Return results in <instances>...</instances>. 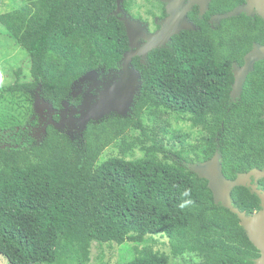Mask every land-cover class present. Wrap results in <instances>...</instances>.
<instances>
[{
	"label": "trees",
	"instance_id": "obj_1",
	"mask_svg": "<svg viewBox=\"0 0 264 264\" xmlns=\"http://www.w3.org/2000/svg\"><path fill=\"white\" fill-rule=\"evenodd\" d=\"M242 1L211 0L202 16L188 12L195 29L172 35L144 62L132 57L141 87L126 115L89 120L78 134L48 124L39 138L36 95L56 111L64 102L77 105L72 87L85 72L120 68L126 31L115 0H28L0 13L29 61L26 79L18 68L13 81L0 84V254L9 264H65L71 251L87 259L92 242L138 243L157 233L173 241L175 253L196 255L195 264H256L260 252L237 215L216 203L207 180L187 166L216 150L227 179L264 166V59L254 63L240 96H230L231 66L243 64L254 42L264 45V20L240 13L210 21ZM8 96L23 102L20 118L6 117ZM161 107L187 113L201 131L194 157L166 150L161 139L146 143L142 115L160 117ZM130 128L145 139H129ZM109 145L119 155L98 162ZM137 145L144 156L126 159ZM256 184L264 191V177ZM185 201L191 203L181 208ZM231 203L246 214L260 209L246 186L232 189ZM127 264H169V257L143 246Z\"/></svg>",
	"mask_w": 264,
	"mask_h": 264
},
{
	"label": "water",
	"instance_id": "obj_2",
	"mask_svg": "<svg viewBox=\"0 0 264 264\" xmlns=\"http://www.w3.org/2000/svg\"><path fill=\"white\" fill-rule=\"evenodd\" d=\"M115 1L114 15L123 23L128 38V50L123 53L120 68L116 71H108L101 78H98L100 72L95 69L85 72L72 87L74 95L76 86L89 82L80 103L77 107L69 105L68 102L62 103V108L58 111L60 116L58 121L52 117L56 112L52 105L36 95L34 100L36 114L39 119L48 118L46 124L41 128L43 132L48 124H52L58 129L72 127L80 132L89 120H97L110 112L126 115L133 105L135 94L141 87V75L132 66V57L140 56L141 62H144L150 50L166 46L172 35L183 29H195L194 24L187 19L186 11L191 8L192 4H197L200 13H203L208 9L210 0H169L168 15L160 21V27L154 32H148L145 24L127 15L123 11L122 0ZM240 13L249 16L258 15L264 20V0H245L244 3L230 11L212 15L210 21L218 22L223 18ZM261 59H264V45L254 42L251 50L244 56L243 64H232L231 71L234 79L230 96L233 99L240 96L248 73L253 70L254 63ZM94 88L96 92L93 94L91 91ZM66 112H68V117L65 119L64 113ZM187 166L198 177L207 180V185L216 203H221L237 215L239 224L245 229L249 239L260 252L255 263L264 264V191L256 184L258 178L264 177V166L239 173L234 179H227L222 172L219 150H216L211 158L201 162L188 163ZM235 186H246L250 188L251 192L256 193L260 199V209L246 214L234 207L231 203V191Z\"/></svg>",
	"mask_w": 264,
	"mask_h": 264
},
{
	"label": "rangeland",
	"instance_id": "obj_3",
	"mask_svg": "<svg viewBox=\"0 0 264 264\" xmlns=\"http://www.w3.org/2000/svg\"><path fill=\"white\" fill-rule=\"evenodd\" d=\"M28 0H0V13L7 11H17ZM123 7L132 17L139 18L147 22L150 29H154L156 23L155 17H161L162 5L160 0H124ZM149 32V31H148ZM28 55L24 48L14 43L6 34L5 28L0 24V84H6L14 79V70L20 68L22 80L29 75ZM23 102L17 96H8L2 103L3 111L6 117H21V108ZM160 117L144 113L142 123L146 128L147 144H151V138L161 139L166 150L180 151L188 156L194 157L192 150L195 149L198 138L202 134L197 128L190 125L187 119L188 114L175 112L161 107ZM165 130V131H164ZM180 138H179V137ZM129 139L138 137L145 139L140 129L130 128L127 130ZM135 147L126 155V159H138L144 156V151ZM119 155L118 148L115 145H109L101 153L98 162L109 157ZM161 156V154L159 153ZM143 246H149L154 251L167 254L169 264H195L196 255L189 252L175 253L173 241L163 233L145 235L143 241L123 243L116 242H92L89 247L88 257L84 259L81 254L71 251L65 264H127V261L133 256L136 249ZM0 264H9L7 259L0 254ZM44 264V263H43ZM55 264V263H54Z\"/></svg>",
	"mask_w": 264,
	"mask_h": 264
},
{
	"label": "flooded vegetation",
	"instance_id": "obj_4",
	"mask_svg": "<svg viewBox=\"0 0 264 264\" xmlns=\"http://www.w3.org/2000/svg\"><path fill=\"white\" fill-rule=\"evenodd\" d=\"M211 1V0H210ZM210 1H209V3H210ZM123 2H124V0H122V8H123V11L127 14V15H129V16H131L130 14H128L126 11H125V9H124V7H123ZM160 2H161V5H162V15H161V17H155L154 18V20H153V22L154 23H156V25H155V28L154 29H150L149 28V25H148V23L147 22H144L143 20H141V19H139V18H135V17H132V18H134V19H138V20H140L141 22H142V24H145L147 27V30L149 31V32H154V31H156L159 27H160V21L162 20V19H164L167 15H168V11H167V8H168V6L170 5V2H169V0H160ZM245 2V0H243L242 2H240V4L241 3H244ZM209 3H208V6H209ZM192 10H196V15L198 16L199 15V17L200 16H202L205 12H203V13H200V11H199V6L197 5V4H192V6H191V8L189 9V10H187L186 11V16L188 15V12H190V11H192ZM193 12V11H192ZM212 15H214V14H212ZM211 15V16H212ZM211 16H210V19H211ZM187 19L189 20V18H188V16H187ZM190 22H192L191 20H189ZM193 23V22H192ZM142 42V41H141ZM107 72H100V74H99V76H98V78H101L102 77V75H105ZM88 85H89V82H84V83H82L81 85H78V86H76L75 88H74V92H75V94H74V96L75 97H79L80 98V101H81V99H82V94L84 93V91L87 89V87H88ZM93 94L96 92L95 91V88L94 89H92V91H91ZM80 101L78 102V104L80 103ZM77 104V105H78ZM69 105H72L73 107H77V105H73V104H69ZM62 108V107H61ZM60 108V109H61ZM54 114H56L57 115V119H54V120H56V121H58L59 119H60V116H59V114H58V111H56L55 113H53V115ZM53 115H52V117H53ZM77 116V115H76ZM39 116H36V118H37V125L38 124H40V125H38L37 127H34V129H33V136L34 137H36V138H39L40 136H41V134H43V133H41V128L40 127H42V125L43 124H46V122H47V120H48V118H41V119H39L38 118ZM68 117V112H66V113H64V118L66 119ZM40 120V121H39ZM40 122V123H39ZM52 125V124H51ZM74 125H75V123H74ZM63 130H65L66 132H68V133H70V134H78L79 132L77 131V129L76 128H68V129H66V128H63Z\"/></svg>",
	"mask_w": 264,
	"mask_h": 264
},
{
	"label": "clouds",
	"instance_id": "obj_5",
	"mask_svg": "<svg viewBox=\"0 0 264 264\" xmlns=\"http://www.w3.org/2000/svg\"><path fill=\"white\" fill-rule=\"evenodd\" d=\"M184 196H189L190 195V191L186 190L184 193H183ZM191 203V201H185L184 203H181L180 207L181 208H184L187 206V204Z\"/></svg>",
	"mask_w": 264,
	"mask_h": 264
}]
</instances>
